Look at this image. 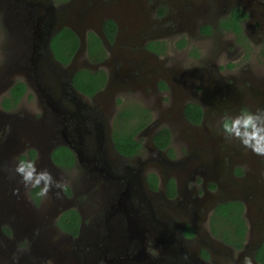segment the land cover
<instances>
[{
  "label": "water",
  "instance_id": "95a60500",
  "mask_svg": "<svg viewBox=\"0 0 264 264\" xmlns=\"http://www.w3.org/2000/svg\"><path fill=\"white\" fill-rule=\"evenodd\" d=\"M132 2L139 0H67L62 3L0 0V24L6 48L0 59V101L21 81L37 103L36 110L27 112L21 108L17 112L4 111L0 107V166L13 167L15 155L32 148L37 154V168H46L56 179L63 180V172L53 163L51 154L56 146H64L71 150L82 170L80 187L86 190L100 184L98 220L87 225L81 223L74 239L58 236L52 241L53 223L58 214L75 209L82 217V206L74 199H60L50 194L40 207L43 211L40 214L38 209L32 208L19 183L20 177H13L7 170L0 172V225H9L13 233L21 237L32 236V231L38 230L29 246L30 252L22 256L26 264H221L185 253L182 225L164 217L158 206L164 192L152 191L147 184V172L151 169L161 172L170 167L172 176L177 177L184 169H192L190 164L201 163L203 159L207 165L201 166L195 175L214 174L213 165H209L214 160L209 152L219 136L216 134L218 125H212L213 135L197 137L199 147L182 160V166L181 162L169 164L164 157L139 161L134 166H120L115 158L120 156L111 137V113L101 111V107L115 92V82L130 75L135 67H141L142 62L136 61L138 56L133 53L121 51L115 60L91 64L85 56L86 41L88 32H92L110 52L103 24L110 19L123 30L125 21L139 10L138 4L132 7ZM64 28L70 29L78 39L77 50L66 66L54 58L50 49L51 39ZM108 67H112V71L103 93L92 96L91 100L73 86L72 79L78 69ZM70 121L75 124L69 125ZM72 127L76 130V142L69 129ZM225 177L227 180L217 185L216 193L208 196L209 209L226 201H240L247 227L242 251L238 258L230 257L227 264H241L245 256H251L253 264H258L255 253L264 240V179L255 173L235 179ZM166 178H160L162 186ZM18 187L20 193L14 195L13 189ZM149 236L157 242L156 256L146 252Z\"/></svg>",
  "mask_w": 264,
  "mask_h": 264
},
{
  "label": "flooded vegetation",
  "instance_id": "af4514ba",
  "mask_svg": "<svg viewBox=\"0 0 264 264\" xmlns=\"http://www.w3.org/2000/svg\"><path fill=\"white\" fill-rule=\"evenodd\" d=\"M140 4L144 12L142 18L135 17L132 20L130 17V20L125 21L123 30L111 20L115 26L112 39L108 40L104 34L110 52L101 43L106 52L102 62L112 58L115 60L121 51H129L138 56L135 60L142 64L141 67H135L139 63L134 65L130 75L115 82V92L103 102L101 111L105 109L111 113L109 118L112 130L116 116L123 109L133 113L137 111L135 117L140 120L144 117L150 119L134 136V140L140 144L138 153L131 157L121 154L115 157L120 166H134L139 161H155L163 157L169 164L181 162L182 166V160L199 147L197 137L214 134L213 124L219 125L223 118L238 111L264 108V0H142ZM85 56H88L87 47ZM87 70H103L106 85L112 67ZM104 87L96 94L103 93ZM30 94L27 90L21 100ZM87 98L91 100L92 97ZM198 111L200 121L196 124L186 115L191 116ZM71 122L74 123L70 121L69 125ZM162 128L168 130L170 137L164 150L154 144V136ZM218 128L216 134L219 136L209 152L210 158L214 160L209 165H213L212 169H215L217 176L215 173L204 174L202 177L195 175V171L207 165L206 159H203L201 163L190 164L193 168L189 171L184 169L177 177L172 176L170 167H165L160 173L151 169L147 172V178L150 174L155 175L157 187L152 191L160 189L164 192V199L158 203L163 216L174 224L182 225L185 253L209 263L218 261L227 264L230 257H238L246 236L242 248L234 250L211 234L210 217L217 205L237 201H226L209 209L208 196L216 193L217 185L227 180L225 175L235 179L255 173L264 179V157L242 147L238 150V142L228 141ZM69 129L73 141H78L76 130L73 127ZM175 138H180L186 148H182L180 141ZM58 147L64 146H56L52 153ZM167 149L172 150V156L167 153ZM29 151L35 152V159L37 154L32 148L16 154L15 159L30 158ZM216 167L221 169L217 170ZM62 172L63 180L69 185L70 195L64 191L60 197H84L81 200L90 207L89 214L83 211L82 217L79 215V230L81 223H94L101 215L97 192L100 184L86 190L80 187L82 170L77 166L75 156L74 169ZM165 176L166 183L162 186L160 178ZM171 181L174 194L168 195L167 186ZM32 192L26 196L36 210L45 201L38 198L36 204ZM63 212L58 214L53 223L52 241H56L58 236L74 239L78 235V230L72 235L56 225ZM186 226L191 228V236L185 235ZM36 234L38 230L34 229L32 236L26 234L21 237L13 233L9 225L1 224L0 264H26L22 256L30 252L29 246ZM145 248L151 255H157L158 245L153 237L147 238Z\"/></svg>",
  "mask_w": 264,
  "mask_h": 264
},
{
  "label": "trees",
  "instance_id": "16d2710c",
  "mask_svg": "<svg viewBox=\"0 0 264 264\" xmlns=\"http://www.w3.org/2000/svg\"><path fill=\"white\" fill-rule=\"evenodd\" d=\"M67 0H54L55 3H62ZM114 24L111 20L105 21L103 25V32L111 40L113 37ZM51 50L61 64H68L72 55L78 47V39L75 34L68 28L62 29L51 40ZM0 50L6 53L5 45L2 43ZM87 53L88 61L91 64H98L106 57V52L101 45L100 39L92 32L87 34ZM73 86L75 89L86 97H92L99 92L106 83V74L103 70L92 72L90 70L78 71L73 79ZM26 86L23 82L17 81L0 101V107L4 111L15 110L21 102V98L26 93ZM32 96L29 95L28 99ZM138 112L129 110H121L114 120V127L112 130V140L116 151L124 156L131 157L138 153L140 144L134 140L135 134L143 129L148 123L149 118L144 117L142 120L136 118ZM192 122L198 124L200 121V112L191 116L186 115ZM170 142L169 132L167 129H159L154 136V144L159 149H166ZM167 153L172 156V150L167 149ZM30 158H34L35 152L29 151ZM25 158V157H23ZM52 161L63 171H70L74 169V156L72 152L66 147H58L52 153ZM147 184L150 189H156L157 177L150 174L147 178ZM168 195L174 194V184L169 182L167 186ZM37 190H33L32 196L36 204L39 199L35 195ZM70 195L69 189L65 191ZM80 224L79 213L74 209L66 210L62 213L56 221V225L62 231L75 235ZM210 231L211 234L221 240L224 244L230 246L234 250H240L243 246L246 236L247 227L243 218V205L241 202H227L219 204L213 210L210 217ZM185 235L191 236L192 230L188 226L184 229ZM255 261L258 264H264V240L261 246L255 253Z\"/></svg>",
  "mask_w": 264,
  "mask_h": 264
},
{
  "label": "clouds",
  "instance_id": "9594fccd",
  "mask_svg": "<svg viewBox=\"0 0 264 264\" xmlns=\"http://www.w3.org/2000/svg\"><path fill=\"white\" fill-rule=\"evenodd\" d=\"M218 127L228 141L238 142L243 149L264 157V108L229 114L220 121ZM5 170L13 177H20L19 183L25 189L26 195H30L32 190H37L35 195L41 201L48 200L50 194L59 198L69 187L67 181L56 179L48 169H38L36 159L18 157L13 167L0 166V172ZM19 193V187L13 189L14 195ZM236 258L238 257H234ZM241 264H253L252 257L245 256Z\"/></svg>",
  "mask_w": 264,
  "mask_h": 264
},
{
  "label": "rangeland",
  "instance_id": "374dc122",
  "mask_svg": "<svg viewBox=\"0 0 264 264\" xmlns=\"http://www.w3.org/2000/svg\"><path fill=\"white\" fill-rule=\"evenodd\" d=\"M141 1L142 0H139V2H136V3H133L132 2V7L134 6L135 7V5L137 6V4H138V8H139V10L137 11V13L135 14H131V16H132V20H133V18L135 19V17L136 18H142L143 17V10H142V8H141ZM138 14V15H137ZM5 34H4V30H3V28H2V26H1V24H0V46L2 45V43L4 44L5 43V36H4ZM4 53H3V51H1L0 50V59L2 58V55H3ZM1 61V60H0ZM31 96H32V98L31 99H28V97L27 98H24V99H22L21 100V102H20V104L18 105V107L14 110V111H18L20 108L21 109H23L24 111H30V110H32V111H34V110H36V108H35V104H37L36 102H35V99H36V97L33 95V93L32 94H30ZM37 115H39V113H37ZM215 123V122H214ZM177 133L179 134V136H181V134H180V132L179 131H177ZM175 139H178L179 141H180V143H181V145H182V148H186V146L182 143V140L180 139V138H175ZM84 199V197H76L74 200H76L77 202H78V204L80 205V206H82V209L85 211V213L86 214H89V211H90V207H89V205H88V203H86V202H84V201H82L83 199ZM82 199V200H81ZM78 200H81V201H78ZM37 207V206H36ZM37 211L38 212H40V214H42L43 213V211H41V209H40V207H37ZM44 210V209H43Z\"/></svg>",
  "mask_w": 264,
  "mask_h": 264
}]
</instances>
